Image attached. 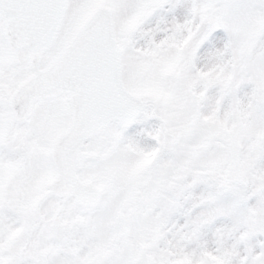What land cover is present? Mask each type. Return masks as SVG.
<instances>
[{
  "label": "snow or ice",
  "instance_id": "1",
  "mask_svg": "<svg viewBox=\"0 0 264 264\" xmlns=\"http://www.w3.org/2000/svg\"><path fill=\"white\" fill-rule=\"evenodd\" d=\"M0 264H264V0H0Z\"/></svg>",
  "mask_w": 264,
  "mask_h": 264
}]
</instances>
